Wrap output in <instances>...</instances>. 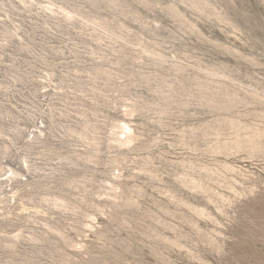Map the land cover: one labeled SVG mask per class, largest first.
<instances>
[{
  "label": "rangeland",
  "instance_id": "obj_1",
  "mask_svg": "<svg viewBox=\"0 0 264 264\" xmlns=\"http://www.w3.org/2000/svg\"><path fill=\"white\" fill-rule=\"evenodd\" d=\"M0 264H264V0H0Z\"/></svg>",
  "mask_w": 264,
  "mask_h": 264
}]
</instances>
